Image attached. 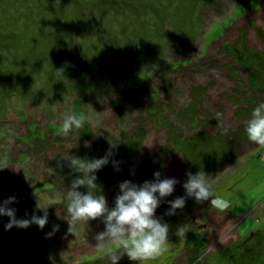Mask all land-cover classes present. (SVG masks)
I'll use <instances>...</instances> for the list:
<instances>
[{
  "label": "rangeland",
  "instance_id": "374dc122",
  "mask_svg": "<svg viewBox=\"0 0 264 264\" xmlns=\"http://www.w3.org/2000/svg\"><path fill=\"white\" fill-rule=\"evenodd\" d=\"M259 104L264 0H0V201L14 195L18 218L49 206L43 230L9 231L0 216V264H108L122 253L96 248L102 219L73 235L66 219L78 175L67 159L110 148L119 170L110 162L94 189L109 207L125 180L180 181L156 212L171 226L165 250L142 264H264V146L246 132ZM68 111L85 123L64 135ZM200 170L229 207L189 198L167 215Z\"/></svg>",
  "mask_w": 264,
  "mask_h": 264
},
{
  "label": "clouds",
  "instance_id": "9594fccd",
  "mask_svg": "<svg viewBox=\"0 0 264 264\" xmlns=\"http://www.w3.org/2000/svg\"><path fill=\"white\" fill-rule=\"evenodd\" d=\"M57 71L63 73L64 70L57 69ZM87 121L93 123L95 117L89 114ZM84 123V115L65 112L62 116L63 134L68 135L74 130L81 129ZM246 132L251 142L264 146V104H259L253 109L251 119L247 122ZM113 155L110 148L100 158L72 156L67 159L69 168L78 173L65 195L68 234L73 235L78 224L102 219L105 229L94 237L96 248L120 245L122 253H114L108 257L111 264H119L124 255L131 261H139L142 264L144 260L160 256L165 250L171 226L164 222L163 218H158L156 212L165 198L173 195L180 181L175 177L162 176L159 171L154 173L152 180H146L143 184L125 180L119 185V193L115 197L114 206L109 207L103 192L97 193L94 189L98 187L96 173L108 166L110 162L119 170L118 162L112 159ZM81 188L86 191H80ZM183 188L184 196H177L167 201L170 209L167 215H175L178 210L184 209L189 198L197 202H210L211 207L219 210L229 207L226 200L214 194L211 188V175L203 170L195 174L186 173ZM17 202L14 195L0 201V216L9 218V222L4 225L5 229L9 231L13 228L27 229L36 225L43 230L49 222L47 211L49 206L44 207L38 201L31 216L26 214L25 218H18V209L11 207ZM41 211L42 216L36 214ZM58 231L59 226H53L52 231L46 234V238H51ZM176 235L180 239L185 237L184 225L177 227Z\"/></svg>",
  "mask_w": 264,
  "mask_h": 264
},
{
  "label": "crops",
  "instance_id": "0c3cea01",
  "mask_svg": "<svg viewBox=\"0 0 264 264\" xmlns=\"http://www.w3.org/2000/svg\"><path fill=\"white\" fill-rule=\"evenodd\" d=\"M260 146V145H259ZM264 218V217H263ZM256 221H257V223L258 222H261L262 220H260V218H257L256 219ZM258 234H259V236L260 237H262V236H264V227H260L258 230H255ZM262 239V238H261ZM246 240V239H245Z\"/></svg>",
  "mask_w": 264,
  "mask_h": 264
},
{
  "label": "trees",
  "instance_id": "16d2710c",
  "mask_svg": "<svg viewBox=\"0 0 264 264\" xmlns=\"http://www.w3.org/2000/svg\"><path fill=\"white\" fill-rule=\"evenodd\" d=\"M87 130H88V133L90 134L91 133L90 129L88 128ZM3 217H5V216H3ZM5 219H7V218H5ZM108 264H111V263H108Z\"/></svg>",
  "mask_w": 264,
  "mask_h": 264
}]
</instances>
